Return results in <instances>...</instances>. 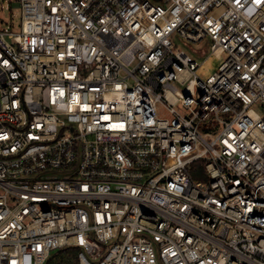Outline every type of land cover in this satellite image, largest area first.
<instances>
[{"label":"built area","instance_id":"2783aa9c","mask_svg":"<svg viewBox=\"0 0 264 264\" xmlns=\"http://www.w3.org/2000/svg\"><path fill=\"white\" fill-rule=\"evenodd\" d=\"M19 2L0 264H264V0Z\"/></svg>","mask_w":264,"mask_h":264},{"label":"rangeland","instance_id":"374dc122","mask_svg":"<svg viewBox=\"0 0 264 264\" xmlns=\"http://www.w3.org/2000/svg\"><path fill=\"white\" fill-rule=\"evenodd\" d=\"M21 24V6L19 0H0V28L8 27L12 32L18 33ZM177 45L189 54L194 60L201 61L206 51L200 54L197 51L202 43L191 44L181 40H177ZM175 109L179 112H184L185 109L180 102L174 104ZM157 113L160 116H166L167 111L161 106H158ZM47 264H77L76 252L70 250H63L54 253Z\"/></svg>","mask_w":264,"mask_h":264},{"label":"bare ground","instance_id":"6f19581e","mask_svg":"<svg viewBox=\"0 0 264 264\" xmlns=\"http://www.w3.org/2000/svg\"><path fill=\"white\" fill-rule=\"evenodd\" d=\"M212 59H213L212 57H208L206 59V61L201 65L200 70L207 68V67H210V65L212 63Z\"/></svg>","mask_w":264,"mask_h":264},{"label":"trees","instance_id":"16d2710c","mask_svg":"<svg viewBox=\"0 0 264 264\" xmlns=\"http://www.w3.org/2000/svg\"><path fill=\"white\" fill-rule=\"evenodd\" d=\"M63 250H70V251H76L73 247H68V248H65V249H61V250H58V251H56V252H61V251H63ZM55 252V253H56ZM54 254V253H53Z\"/></svg>","mask_w":264,"mask_h":264}]
</instances>
